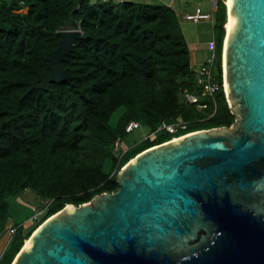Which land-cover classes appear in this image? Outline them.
Listing matches in <instances>:
<instances>
[{
	"label": "trees",
	"instance_id": "1",
	"mask_svg": "<svg viewBox=\"0 0 264 264\" xmlns=\"http://www.w3.org/2000/svg\"><path fill=\"white\" fill-rule=\"evenodd\" d=\"M225 2L216 0L213 8L218 89L202 96L189 44L167 5L0 0V234L11 217V197L30 189L43 210L34 225H15L0 264H12L33 232L66 205L88 203L118 189L119 171L143 151L188 133L234 124L223 85ZM67 26L83 32L62 62L71 81L29 91L50 73L49 55L58 47V32ZM185 88L197 92L205 107L182 103ZM131 121L147 127L149 134L127 147L125 129ZM178 122L186 128L174 134L159 130L163 123Z\"/></svg>",
	"mask_w": 264,
	"mask_h": 264
},
{
	"label": "water",
	"instance_id": "2",
	"mask_svg": "<svg viewBox=\"0 0 264 264\" xmlns=\"http://www.w3.org/2000/svg\"><path fill=\"white\" fill-rule=\"evenodd\" d=\"M229 6L222 71L234 124L143 151L118 189L66 205L12 264H264V0ZM57 35L50 73L29 91L71 81L62 62L82 32Z\"/></svg>",
	"mask_w": 264,
	"mask_h": 264
},
{
	"label": "crops",
	"instance_id": "3",
	"mask_svg": "<svg viewBox=\"0 0 264 264\" xmlns=\"http://www.w3.org/2000/svg\"><path fill=\"white\" fill-rule=\"evenodd\" d=\"M112 3H120L123 1H133V2H142V3H152V4H163L172 8L181 25L182 31L185 35V38L189 44L191 52V65L195 70L201 66L209 58L213 42H214V33H213V23L210 20H203L199 23H188V21H181L180 16L187 13H192L197 10H200L204 13H210L213 11V2L212 0H110ZM199 25V31L197 32L196 26ZM208 27L209 34H203L202 28ZM201 31V32H200ZM213 39V40H212ZM30 217H26L25 220L29 221ZM10 222V221H9ZM8 222V223H9ZM25 224L24 222H22ZM21 223V224H22ZM20 224L12 223L9 227H6L4 231L0 234V257L5 252L8 247L13 235L10 233V228Z\"/></svg>",
	"mask_w": 264,
	"mask_h": 264
},
{
	"label": "built area",
	"instance_id": "4",
	"mask_svg": "<svg viewBox=\"0 0 264 264\" xmlns=\"http://www.w3.org/2000/svg\"><path fill=\"white\" fill-rule=\"evenodd\" d=\"M96 0H94L95 2ZM104 2H108L109 0H102ZM213 6L216 5V0H212ZM181 21H188V22H193V23H199L203 20H210L214 21V14L213 11L210 13H204L200 10H197L192 13H187L185 15H182L179 17ZM215 61H216V52H215V43L213 42V47H212V52L209 56V58L204 62L201 66H199L197 69H195V83H196V88L201 89V95L202 96H212L213 93L218 89L217 83H215V75H214V66H215ZM200 96L198 95L197 92H191L189 89L185 88L182 90L180 93V100L182 103H188V104H195L198 106V108H204V105H201L199 103ZM140 128L139 122L136 121H131L127 126H126V132L131 133L135 129ZM186 128V123L184 122H178L174 124H168V123H163L160 127L159 130H167L170 133H177L179 129H185ZM153 136V135H151ZM184 136V135H182ZM179 136V137H182ZM179 137H175L172 140L178 139ZM120 146V139H118L115 143V148L118 149ZM124 152L126 151V148H123ZM37 215H34L32 217V221H38L40 216L43 214V210L39 211ZM17 230L16 226H13L10 228V233L13 235Z\"/></svg>",
	"mask_w": 264,
	"mask_h": 264
},
{
	"label": "rangeland",
	"instance_id": "5",
	"mask_svg": "<svg viewBox=\"0 0 264 264\" xmlns=\"http://www.w3.org/2000/svg\"><path fill=\"white\" fill-rule=\"evenodd\" d=\"M196 30L197 32L199 31V25L196 26ZM202 31H203V34L205 35L209 34L210 32L208 27L207 28L203 27ZM122 111L123 109L118 110L114 113L112 120H111L112 124L116 123L118 116L121 114ZM148 134H149V129L145 126H141L140 128L135 129L132 133H129L125 137L124 144L127 147H130L134 145L136 142L143 140L145 137H147ZM40 202L41 201L39 200L38 196L30 189L22 192L18 196L11 197L9 199L11 217L9 219L10 222L8 221L9 223H7L6 227H9L10 224L14 222L15 224H21L22 222H24L25 223L24 225H26V227L28 226L30 227L34 225V223L36 222L31 221V220L27 221L25 219L26 217H30V216L32 218L34 216V213H36L35 215L38 216L37 213H39V210L41 207Z\"/></svg>",
	"mask_w": 264,
	"mask_h": 264
},
{
	"label": "bare ground",
	"instance_id": "6",
	"mask_svg": "<svg viewBox=\"0 0 264 264\" xmlns=\"http://www.w3.org/2000/svg\"><path fill=\"white\" fill-rule=\"evenodd\" d=\"M226 4L228 5V7H230L229 6V0H226ZM230 21H231V17L229 18V20L226 22V30L228 31V28H229V25H230ZM226 85V90H227V84H225ZM31 237V236H30ZM29 242H28V240L26 241V244H28ZM25 244V245H26Z\"/></svg>",
	"mask_w": 264,
	"mask_h": 264
},
{
	"label": "clouds",
	"instance_id": "7",
	"mask_svg": "<svg viewBox=\"0 0 264 264\" xmlns=\"http://www.w3.org/2000/svg\"><path fill=\"white\" fill-rule=\"evenodd\" d=\"M110 1V0H109ZM61 30H80V29H73L72 27H65V28H63V29H61ZM81 31V30H80ZM82 32V31H81ZM83 33V32H82ZM132 133V132H131ZM169 142V141H168ZM168 142H166V143H168ZM155 147V146H154ZM150 149V148H149ZM148 149V150H149ZM141 154V153H140ZM36 213H34V215H35ZM31 221H32V218L30 219Z\"/></svg>",
	"mask_w": 264,
	"mask_h": 264
}]
</instances>
